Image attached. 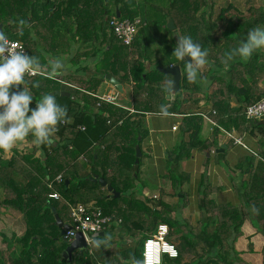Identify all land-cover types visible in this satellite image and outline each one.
Returning <instances> with one entry per match:
<instances>
[{
  "label": "trees",
  "instance_id": "obj_1",
  "mask_svg": "<svg viewBox=\"0 0 264 264\" xmlns=\"http://www.w3.org/2000/svg\"><path fill=\"white\" fill-rule=\"evenodd\" d=\"M215 2L0 0L3 31L9 39L23 42L28 55L39 56L45 64L44 54L69 56L75 65L86 59L80 69L63 73L55 80L44 75L28 78L34 94L33 108L35 100L44 93L71 92V96L55 94L57 101L67 106L71 122L59 125L50 146L15 148L9 158L0 151V210L19 212L25 223L23 234L2 235L6 249L0 248V264H118L121 257L130 256L142 260L145 238L162 222L169 225V240L179 251L176 257L165 255L162 264H252L243 257L237 242L245 234L246 222L264 236V117L250 119L246 115L247 107L264 97V49L248 61L237 57L227 67L222 60L226 52L246 40L251 29L264 27V1L245 0L242 9L237 2L226 0L217 12ZM168 17L173 18L176 31L167 27ZM20 18L32 25L24 28L23 36L14 23ZM114 18H140L145 24L131 44H126L111 28ZM164 31L169 33L166 36L170 42L166 40L158 57H154L149 50L150 36L166 38ZM175 32L191 36L208 49L211 63L203 70L207 85L189 83L184 74L180 90L174 92L173 100L167 101L165 87L173 76L159 67H184V62L172 56L177 43ZM90 59L93 67H88ZM106 74L121 84H130L133 111L97 96ZM34 83L39 87H33ZM166 102L169 105L165 106ZM161 106L167 107L168 113L183 115L180 128L183 134L187 133V139L169 150L167 173L163 176L169 188L159 189L155 197L144 193L147 185L141 168L146 152L142 143L149 133L146 113L161 114ZM203 113L217 123L211 138L202 135ZM221 128L257 139V148L246 145V154L234 168L230 166L237 201L216 200L212 194L226 186L205 179L192 201L190 189L184 188L191 175L182 163L195 150L215 152L225 160V153L216 152L225 133ZM233 141L227 143V149ZM137 145L142 150L139 162ZM96 174L120 195L112 197L106 186L92 180ZM60 175L62 180L58 181ZM53 192L60 197H50ZM168 196L177 200L168 202ZM92 201L104 214L121 219L118 228L112 225L105 231L112 235L117 232L119 237L113 235L111 249L89 247L82 254L75 250L69 262L62 253L70 241L61 233L54 210L72 225V208ZM187 206L198 210L196 220L182 215ZM124 237L128 240L126 245L120 244ZM250 248L253 250L252 242ZM262 256L264 264V245Z\"/></svg>",
  "mask_w": 264,
  "mask_h": 264
},
{
  "label": "clouds",
  "instance_id": "obj_2",
  "mask_svg": "<svg viewBox=\"0 0 264 264\" xmlns=\"http://www.w3.org/2000/svg\"><path fill=\"white\" fill-rule=\"evenodd\" d=\"M14 23L17 24L20 36H23L24 28L32 27L23 18ZM24 49L21 43L9 39L5 31H0V151L4 154L11 153L18 145L29 142V137L32 138L30 142L38 147L50 146L59 125L71 122L67 106L60 104L54 94L44 93L35 100V107H31L34 94L28 86V78L37 75L58 79L65 70V58L48 57L44 54L47 60L45 64L39 56L28 55ZM261 49H264V27L257 26L248 32L246 40L241 41L238 47L225 53L222 63L227 67L237 57L248 61ZM172 56L177 61L184 62L181 74H186L189 83L207 85L208 80L203 76V70L211 63L208 49L194 41L191 36L178 35ZM174 83L168 82L169 90L174 87ZM21 85H24L22 90ZM33 87H39V84L34 83ZM161 113L169 115L167 107L161 106ZM90 231L93 235L85 237L90 248H112L114 237L111 233L105 232L101 237L98 226ZM68 235L77 238L75 232H69ZM120 264H149V261L147 257L140 260L130 256L128 259L121 257Z\"/></svg>",
  "mask_w": 264,
  "mask_h": 264
},
{
  "label": "crops",
  "instance_id": "obj_3",
  "mask_svg": "<svg viewBox=\"0 0 264 264\" xmlns=\"http://www.w3.org/2000/svg\"><path fill=\"white\" fill-rule=\"evenodd\" d=\"M83 60L81 61V63L84 62ZM65 62H66V67L63 73H68L69 71H75L76 68L78 67H79L78 69L81 68V63H79L80 65L79 64L75 65L70 61L69 56L65 57ZM93 66H94V62H92V60L90 59V61L88 62V67H93ZM117 90L122 92V94L119 93ZM107 94L114 96L115 101L120 106H123L133 111V107H132L133 93L130 84H122V89H119L114 83L110 81V79L106 78L101 83L97 96L100 97ZM173 96H175V93L171 92L170 98H174ZM167 98L170 99L169 97ZM167 105H169L168 102L165 103V106ZM182 118L183 115L179 113H169V115L165 116L162 113L160 114V113L151 112L145 115L144 119L149 129V133L142 143V148L144 152H146V156L144 157L143 160V165L141 168V176L143 180L152 179L153 180L152 185L156 186L154 192L150 191L149 186H145L144 193L146 195L149 193V194H153V196L156 197L159 195V193H157L159 192V189L169 188L168 181H166L165 178L163 177L167 173V168H168L167 159L169 156L168 152L169 150L177 146L182 140L187 139V133L183 134L180 128L182 124ZM174 127H176V129ZM212 133H213V128L211 127V124L205 121L202 131L203 137L211 138ZM235 135L241 137L244 143L249 148H257V139L254 138L253 136L247 134H240L237 130H235ZM230 140H234V139L230 138L225 133L222 134V136L220 137L221 149L217 148L216 150L217 153H225V160L222 161L223 165L222 164L219 165V163L216 161L217 159L214 158V155H217L215 154V152L210 153L208 151L201 152L195 150L189 159L183 161L184 163L185 161L189 160L190 170L188 169L186 171L189 172L191 175V181L188 183L189 189L191 191V198H195V199L197 198L196 196L199 192V186L203 181V179H205L206 182L211 181V183L214 185L224 184L226 186L225 190L220 192H215L212 194V197L214 198H216L217 196L220 197V200H218L217 198L216 200L220 202H228L231 201V199H237V194L234 191L233 185L231 183L230 175L232 174V170L230 166L234 168L237 165L240 157L246 154L247 150L243 145L237 144L234 141H233L234 144H231L230 149H227V143ZM28 146L31 147L33 146L30 140L27 143L18 145L16 148L25 149L28 148ZM12 154L13 151L11 153L4 154V157L9 158ZM207 159H209V162H207ZM190 160L193 161L194 164L190 165ZM206 166L207 169H205ZM195 172L197 173L196 175ZM192 176H197V177L192 178ZM216 179H220L221 182H217ZM191 210L194 211L196 209L193 208ZM244 226H248L256 232L255 228L252 226V224H250V222H246ZM244 233H245V229H244ZM245 234L243 236H245Z\"/></svg>",
  "mask_w": 264,
  "mask_h": 264
},
{
  "label": "built area",
  "instance_id": "obj_4",
  "mask_svg": "<svg viewBox=\"0 0 264 264\" xmlns=\"http://www.w3.org/2000/svg\"><path fill=\"white\" fill-rule=\"evenodd\" d=\"M140 18L128 19V18H114L111 20L110 25L116 36L124 41L126 44H131V42L136 37L139 28L144 25ZM12 40V39H11ZM18 41V40H14ZM24 46L26 54H28L27 48L23 42L18 41ZM102 100L119 105L115 101V97L112 95L100 96ZM215 114V111H214ZM247 118L250 119H262L264 117V97L247 107L246 111ZM206 122L211 124L214 128L217 123L213 118L206 114H202ZM79 128L84 129V126L79 125ZM176 129V127H174ZM226 135L234 139V142L244 147H247L241 137L235 135V130L227 131L221 128ZM58 181L62 180L61 175L56 178ZM52 198L60 197L58 192H53L49 194ZM72 218L73 224L71 228L66 230L65 237L71 241L75 236H69V232H75L76 235L81 232L86 237H91L93 232L90 231L91 228L99 227L101 232H105L112 225L117 228L120 226L121 219H116L111 215H106L103 213L102 209L96 205L94 201L88 204L79 203L72 208ZM170 227L167 223H159L156 231L153 234L148 235L143 243L142 250V260L147 257L149 264H162L163 257L168 255L169 257H176L179 251L175 244L169 240ZM120 264V262L118 263Z\"/></svg>",
  "mask_w": 264,
  "mask_h": 264
},
{
  "label": "rangeland",
  "instance_id": "obj_5",
  "mask_svg": "<svg viewBox=\"0 0 264 264\" xmlns=\"http://www.w3.org/2000/svg\"><path fill=\"white\" fill-rule=\"evenodd\" d=\"M224 1H226V0H216V2H215V12L218 11L219 7L221 6L222 2H224ZM227 1L228 2L235 1V2H237L239 4V6L242 7V9H244V1L245 0H227ZM261 1H264V0H257L258 3H262ZM164 34H165V36L166 35L169 36V33L166 32V31H164ZM167 36H166V38L161 37V36H159L157 34H153L152 36H150L152 38V40H151V46H149V50L153 51L154 57H158V53L163 49V45L165 44L166 40H168L170 42V38L167 37ZM117 91L122 94V92H120L119 90H117ZM168 100L169 99L167 98V101ZM171 100H173V98H170V101ZM203 103L204 102H202V104ZM29 147H31V146H28V148ZM214 158L217 159L216 161L219 163V165L220 164L223 165V163H222L223 159L222 158H219L217 155H214ZM192 164H194V162L190 160V165H192ZM182 167L185 170H188L189 169V160L185 161L182 164ZM205 169H207V166L205 167ZM196 174L197 173L195 172V175ZM196 177L197 176H192V178H196ZM216 180H217V182H221L220 179H216ZM144 182L146 183L147 186H149L150 191L154 192V189H155L156 186L152 185L153 184V180L152 179H147V181L144 180ZM138 186L142 187L140 183H138ZM184 188L185 189H189L188 184L186 186H184ZM157 193H159V192H157ZM147 195L152 196L153 194H149L148 193ZM216 198L218 200H220V197L217 196ZM194 199L195 198H192V201H194ZM176 200H177V197H170V196L166 197V201H168V202H173V201H176ZM236 200L237 199H231V201H234V202ZM223 201H225V200H223ZM182 215L185 216V217L190 215L193 220H196L198 218V216H199V213H198L197 209L192 211L190 209V207L187 206V207H185L183 209ZM244 227H245L244 229H245V233L246 234H245V236H243L242 238H240L238 240L237 248L240 251H242L243 257L246 260L250 261L252 264H263V261H262V257H263L262 256V248H263V245H264V236L261 235V234L256 233L254 230H252L248 226H244ZM24 229H25V223L23 221L22 215L19 212L15 211V210H2V209L0 210V248L6 249V243L2 240V235L3 234H6L7 236H11L12 233H17V234L21 235V234H23ZM113 235H115V237H117V238L119 237V234H117V232H115ZM140 238H143V235H141ZM123 242H125L124 245H126L128 243V240L124 237L120 241V244H122ZM250 242L253 243V250H251V248H250Z\"/></svg>",
  "mask_w": 264,
  "mask_h": 264
},
{
  "label": "water",
  "instance_id": "obj_6",
  "mask_svg": "<svg viewBox=\"0 0 264 264\" xmlns=\"http://www.w3.org/2000/svg\"><path fill=\"white\" fill-rule=\"evenodd\" d=\"M119 16V14H118ZM167 27L172 30V31H176V25L175 22L173 20L172 17H168L167 18ZM0 31H3V24L0 23ZM178 33H174V37L175 40L178 41ZM190 59V58H189ZM160 71L164 72V73H169L173 76V81L174 83V87L169 90L168 87H165L166 89V93H167V97H171V92H178L180 90V83H181V79H182V74H181V66L180 65H171V66H166V67H159ZM106 78L110 79V81L112 83H114L119 89H122V84L120 83L119 80H117L114 76H111L110 74H106ZM50 94H60L63 96H71V92L66 91V90H56V91H52L50 92ZM73 98H75V96H72ZM57 143H55L56 145ZM221 149V148H219ZM136 151H137V159L136 162H139V157L142 156V150L140 148L139 145L136 146ZM92 180L94 181H99L103 186H106L108 188V190L112 193V197H117L120 195V193H118L117 191H115L112 186L103 178V177H99V175H94V177H92ZM55 213V217L57 220L58 225L62 228V234L66 233V230L71 228V225L68 223H65L61 217L59 216V214L54 210ZM105 234V232H100V236H103ZM77 238L74 237L73 240H71L68 244V246L66 247V249L63 251V257H65L69 262L72 260L73 258V252L75 250L78 251L79 254H82L83 251L88 250L89 246L85 240V236L83 233L79 232L76 235ZM76 239V240H75Z\"/></svg>",
  "mask_w": 264,
  "mask_h": 264
}]
</instances>
